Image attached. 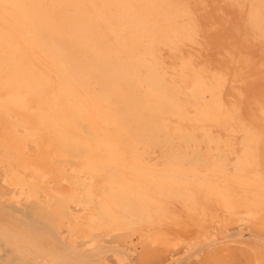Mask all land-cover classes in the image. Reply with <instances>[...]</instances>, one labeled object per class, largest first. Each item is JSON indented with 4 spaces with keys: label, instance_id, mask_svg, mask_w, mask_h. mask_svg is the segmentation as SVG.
I'll use <instances>...</instances> for the list:
<instances>
[{
    "label": "bare ground",
    "instance_id": "bare-ground-1",
    "mask_svg": "<svg viewBox=\"0 0 264 264\" xmlns=\"http://www.w3.org/2000/svg\"><path fill=\"white\" fill-rule=\"evenodd\" d=\"M34 201L117 264H264L221 236L264 237V0H0V202Z\"/></svg>",
    "mask_w": 264,
    "mask_h": 264
},
{
    "label": "rangeland",
    "instance_id": "rangeland-1",
    "mask_svg": "<svg viewBox=\"0 0 264 264\" xmlns=\"http://www.w3.org/2000/svg\"><path fill=\"white\" fill-rule=\"evenodd\" d=\"M228 13H230V11ZM234 22L235 19L232 22V27L231 24L230 27L232 31H234L233 35L235 34L234 36H236L237 33H235V31H237L238 23ZM236 39L240 46H244L243 41L242 39H240V37L237 36ZM55 210L57 209L45 208L44 211H40L38 204L37 202L35 204V201L27 203L0 202V216L1 218H5L4 220H2V223H4L11 231L16 230L14 232H17L18 238L26 239L25 236L28 235V239L26 241L30 240L28 243L30 244L31 248L29 251L31 252V256L26 257V251H21V253H18L14 247V242L15 240H17V238H15L16 236L1 235L0 244L2 246V250L0 253V263L41 264L38 262V259H32L31 257L34 255L33 251H35L36 249H40L42 253H44L45 246H48L49 248L50 246H52V248H50L51 252L56 251L54 248L57 247L69 262L79 261L87 263L92 261L108 260L111 264H117L116 255L121 254L130 257V259L134 261V259L130 256L126 249L117 247L115 245H112L111 243H102L98 248L94 250L78 248L73 241L71 242L72 239H65L64 235L61 232V224L63 221L62 211ZM12 222L16 224H12ZM11 225H16L18 229L16 227H13V229H11L9 227ZM24 230L25 232H23ZM239 233L243 235H239ZM221 234L223 233L221 232ZM221 236L223 239H237L246 236V238H255L260 241H264V237H262L258 233L252 231H241L240 229H234L231 233L223 234ZM213 243L214 241L202 243L195 250L193 249L187 255L183 256L180 262L185 263L190 259L193 260L198 253L207 249L209 246L213 245ZM34 245L37 246L36 249Z\"/></svg>",
    "mask_w": 264,
    "mask_h": 264
}]
</instances>
